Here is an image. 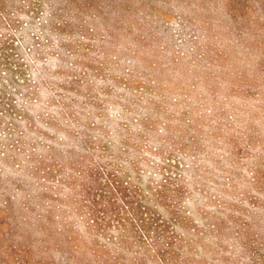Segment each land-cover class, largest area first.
Wrapping results in <instances>:
<instances>
[{
  "label": "rangeland",
  "instance_id": "1",
  "mask_svg": "<svg viewBox=\"0 0 264 264\" xmlns=\"http://www.w3.org/2000/svg\"><path fill=\"white\" fill-rule=\"evenodd\" d=\"M105 168L175 264H264V0H0V264H161L88 225Z\"/></svg>",
  "mask_w": 264,
  "mask_h": 264
},
{
  "label": "trees",
  "instance_id": "2",
  "mask_svg": "<svg viewBox=\"0 0 264 264\" xmlns=\"http://www.w3.org/2000/svg\"><path fill=\"white\" fill-rule=\"evenodd\" d=\"M106 168L98 169L90 176L93 183L89 189L93 197H85L89 201L88 225L103 231L116 228L118 242L122 243L130 238L135 242L148 243L161 264H175V252L181 250L187 242L176 239L173 225L178 220V215L172 211L175 206L174 195L168 193L170 188L167 183H160L151 191L156 209L148 205L145 193L142 194L141 203L134 205L132 195L127 193L119 176L112 169ZM81 177L84 178L83 175ZM161 202L166 203L167 214L161 213Z\"/></svg>",
  "mask_w": 264,
  "mask_h": 264
}]
</instances>
